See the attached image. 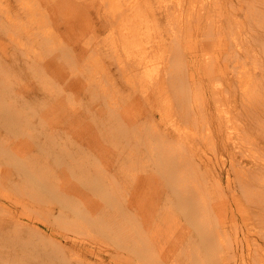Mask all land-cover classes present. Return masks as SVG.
Listing matches in <instances>:
<instances>
[{"label":"rangeland","instance_id":"374dc122","mask_svg":"<svg viewBox=\"0 0 264 264\" xmlns=\"http://www.w3.org/2000/svg\"><path fill=\"white\" fill-rule=\"evenodd\" d=\"M9 1V5L11 7V9H9V15L16 12L20 13L21 11L18 10V7L15 4L17 0ZM33 1L34 0H31L30 3H33ZM165 1L168 2L171 0ZM208 1L209 0H206L207 3ZM219 1H221V4H223L225 1L228 3L237 2L236 0ZM242 5L243 7H235L236 9L240 10L239 12H237L239 16L237 14L235 17H227V15H225L219 20V22L215 21L213 25H206L208 18H204L200 27L206 26L208 30L204 31L205 36L198 35L197 41L194 38V31L196 29H193L190 34L181 32L175 33L177 27L175 24L172 26V28L174 27V29H171L168 32L163 31L166 27L165 24L169 20L165 19V17L155 15V20H159V24L161 26L160 33L157 36H162V38H164L168 43L173 42L175 44L173 49L171 50L172 53L167 52V56L170 58L171 65L173 66V70L179 69L182 60L183 64H185V69L187 70L188 76L192 74L194 80L192 81L193 85L184 86L181 82L172 81L174 75L170 77L169 70L166 72L161 70L158 71L157 74L153 76L149 80V82L146 83V85L139 86L137 90L132 91V97L136 98L137 101H139L140 105H138L136 101L132 100L131 104L133 109L131 110V114L136 116L137 123L141 124L142 130H145L151 121H153L157 125L159 130L163 131V134H170L172 132V129H175L174 125L179 122L178 117L176 116L177 109L181 105L191 104L184 90L186 89L193 94V92L197 90L198 84L204 86L205 89H207L211 84L207 79L204 68L202 67V63L205 61V59L208 58V56L218 58V62L220 64V73L216 68L215 77L217 79H222V77H224L225 75H227L228 78L232 77L233 69L236 66L234 61L235 48L233 46V37H235L234 34L236 25L233 21V18L238 21L239 27L241 28L242 32H244L243 42L238 43L237 50H239L240 53H243L245 61L246 59L249 60L250 56H254L259 61H264L262 54V47L264 45L258 44L259 41L256 44L252 43V39L258 38L259 34L264 31V23L253 21L250 18L246 17L245 14L248 13V8H251V5L250 3L246 2H242ZM43 7L45 8V16L50 18L52 13L50 2H45V4H43ZM208 7L209 6H207V8ZM226 7L229 8V4H227ZM257 8L259 9V7ZM211 15L213 16V14ZM75 16L78 19L75 20ZM4 17H6L5 14H3V16L1 17V21L2 26H4L5 28L0 27V97L1 99H4L6 101L7 105H9L8 108L5 109L7 114L6 120H8L9 117L12 116L16 118L13 121L12 125L8 127L6 123L7 121L5 122V120L0 117V126H2L1 134L3 135V138L5 137L7 145L11 146L14 150L24 149L23 153L27 156V159L30 158L29 155H32V153H36V151L32 152L33 148L38 149L39 157L42 158L43 165H45L44 167L46 169L51 168L49 172L53 176V178L50 179V183L47 182L48 186H40V190L38 191L39 193L34 194V196L30 195L31 191L25 188V184L19 186V191H10L9 186H0V205H3L6 208L17 212L20 216L19 218L23 219V222L32 224L39 232H42V234L38 237V241H40L39 244L35 242L31 245H29V243H27V245L22 244L20 248L13 244L10 241V238L4 237V240L0 242V250L2 251V255L6 257L9 254H14L16 252H25V250H27L28 248H30L31 252L54 251V249H58V244L52 237L54 234H64L68 236H71L73 234L78 237L79 242L83 243L84 241H87L84 242L85 246L87 244V248L82 250L80 249L79 252V260L80 258L81 260L83 258L87 263L89 261L98 262L100 260L99 262H104V264H119L120 261H122V264H151V262H153L152 264H155L157 256H164L160 258V261L163 259L164 264H221V262H223L222 264H241L239 262V258L232 257L231 249L229 246V244L234 241V236L231 233L224 234L225 247H223L224 249H222V245L219 247V241L214 240L212 238L213 235L211 234V232L216 227L218 219L222 216H227L229 219V227H227L228 231L232 218L237 224V228L234 230L239 231L243 223L240 224V220H242V218L241 214L238 213V206H236L235 204L233 206H229L230 210L227 209L226 211L224 210L225 207H223L224 214L222 216H220L217 211L214 214L210 213L211 209L206 208L205 218L199 217L198 220L193 224H190L191 219L189 218L188 214L184 212L185 210H178L174 193L181 194L186 190V188L183 187L184 183H182L181 187L176 188L173 187L172 184L181 183L182 177L185 175L183 172V168L169 173L168 175L165 171L166 163L162 160H165L166 155L164 156V154H162L161 152H167L168 146L173 144L169 140L166 141L167 144H164L159 140L157 143L155 142V149L152 153L147 151L145 149V146L140 145L137 150L141 151L139 156L142 157L143 160L139 163H137L138 160L135 161L136 159L134 160L135 162L133 161V163H137V168L133 171L134 174H148L151 177V185L153 186L148 188V191L151 193L148 195L155 199V201L156 199L160 200V198L163 196L164 199L160 200L161 206L166 207V204L169 202L172 207L171 211H174L176 217L179 218L183 225L185 224L184 227L186 228H181V230L178 228L176 236H163V239L167 241L166 246H162L166 243L163 244V242L160 240V242L158 243L153 242L151 248L147 247V242L150 243L153 240L150 236V233L149 235H145L147 234V232L145 228H142V225L144 224H146V226L144 225L145 227L148 226L147 223L142 222L145 221L144 215H141V221L139 219L137 221L135 219L136 217L132 215L130 216L128 212L126 213L129 217H125L123 220L119 219L115 214L114 217H117L118 221L120 222V226L122 225L121 230L119 228L120 226H116L115 224H112L110 222V224L105 228L101 229L100 226H98L96 232L90 230L88 226H85V229L83 228V226H78L77 229L73 231L71 230L72 228H70L69 224L70 222H72V215L59 222L60 217L58 215V210L60 209L61 205L60 203H54L56 202L57 197L61 198L57 186L60 187L61 185L62 189H66L68 186L72 185V181L74 183H78L79 186L82 182L80 178H77V180L73 179L75 176L73 175V170L71 171L72 174H68L66 169H56L55 165L60 162L64 151L69 155L67 163L69 162V164L72 165L74 161L72 159L69 160V158H71V156H74L75 147H77L78 145H73V143L71 144V142H73V140L76 138H73L75 131V122L66 117L62 118L63 116L56 117L54 121V114L47 117L46 111H49L53 107H57L58 102H62L63 110L72 109V107H74V110H76L78 114L81 115L80 123L91 124L92 127H97V129L103 133L104 138L99 142L100 148L98 150H96L93 145L97 143L98 139L90 138V141H88L79 137L76 138V140H81L82 144L84 143L89 147L88 154L86 155L85 160L80 161L81 167L85 171L89 170L90 174L93 175L94 180L97 181L95 185H97L101 189L108 190V186L112 182H114V180H116V178H118L120 174H124V172H121L120 170V174L115 173L116 167L120 163L121 166H123L126 156L130 155L129 150L127 149L130 148V145H127V142L125 140H123L120 144H118L115 139L108 140V137H110V132L107 130L108 126L106 124V120L109 110H107L106 104L108 102L105 96L106 94L110 93V90L107 86V83H102L101 81H99V79L97 78V72L94 71V69H91L88 66V63H84L85 60H82L80 57H78V53L81 52L82 46L85 47V42L89 43V45L91 46L88 52L92 54L94 53L95 45L102 48L104 47L105 50H103L100 57L104 59L105 66L109 70L114 71L115 63L113 59L111 60L106 58V53L110 54V52L112 51L110 49L111 45L109 44V42H107L106 44V42L103 43L102 41L103 39L110 36L112 28L108 27V29H105L103 31L95 29V26L98 25L97 22L99 21V19H96L92 13H89V16L83 15L79 17L73 13V15H71V18L74 19L71 20H74V22L70 29L64 28L69 27L70 25H63L62 21H56L57 17L50 18L49 21L48 19H46L45 24H48L49 22V25L52 26V28H50V31L48 32H46L47 26L45 25L46 27H43V22L38 21L36 18L31 22H27V20L21 13L15 19V21H12V17L7 19H5ZM53 21L57 22L60 28H57L52 23ZM184 21L186 22V20ZM28 23H32L33 28H25L24 26ZM28 30H31L32 36L34 35V33H37L38 38L35 44L28 43ZM57 31L58 34L56 35ZM80 34L82 35V42L80 43V45L77 46L74 43L69 45L66 51L67 54L65 53L64 71L72 73L74 76H72L71 78H67L66 80L56 77L54 78V80L53 78H50L51 74L48 73L49 76L46 75L45 77L48 80L47 85L49 86V89H45L43 87V85L45 84L43 82V79L40 78L41 81H38L37 75L36 77L31 75L35 72L31 70H25L24 64V72H27V74L31 76L21 74L22 76H18L17 81H15L14 75L8 76V68L2 64H9V66L12 67L10 64V61L12 59L14 60L16 57L20 59L22 58V56H24L19 55L20 45L22 43L25 46L28 43L33 48L34 52H37L41 55V60H51L53 58V53H48V46H52L55 50H60L64 41L68 42L70 38V40L74 42V36H78ZM42 35H47L48 40L42 42L46 39ZM183 37H185V39ZM201 38H204V40H201ZM247 38H249L250 40V46L246 44ZM210 39L212 40L211 42ZM193 40L197 43V45H193L191 43ZM227 48L230 49L231 54L226 53ZM69 51L73 53L72 56L70 55ZM25 52L29 56L33 55L31 48H26ZM210 53L212 55H209ZM74 57H77V60H75ZM178 59H180L179 64L177 63ZM91 60L94 61V58L92 56ZM112 62L114 64H112ZM15 66H17V63L15 64ZM32 68L39 71V68L43 67L33 65ZM83 70H86L85 75H82ZM39 72H41V70ZM178 72L179 71L172 72V74H176ZM118 76L119 73H116L115 79L118 80L116 83H119V81L121 80L118 79ZM86 77L89 78L88 83L86 84V89H83L79 92V81H81V78ZM70 80H78L75 82V84H78L74 87L75 89L73 87H69L71 84H69L67 81ZM231 85H233V87L231 86V90L233 91V77L231 80ZM40 86L42 90H36V88H40ZM123 89L124 90L120 93V96L127 98L129 96V89L126 85L125 87L123 86ZM79 93L82 99L79 98ZM207 95L209 97L208 92ZM226 99H228V101H231V103L227 105H221L220 108H224L225 111H232L233 109H235V106L237 108L239 107L240 99L238 97H229ZM15 103H23L27 106V108L23 110L21 105V114H19V112L14 110V106L16 105ZM109 103H111V106H114L115 109H120L116 97ZM207 107V114L202 115L204 122H201L199 124V129H202L205 134L209 133V136L200 137V139L198 140L199 144L198 146H195L197 149L196 158L200 159V161H202V164H207L208 170L206 171V173L211 170L213 173L215 172L221 177L222 185L219 191L208 196L213 201V203L218 204L221 201L226 202L229 199H232V197H239V202L242 205V212L245 218V225L248 229V232L240 235L241 240L245 241L248 244V246H245L242 251V254L247 259L252 256L253 252L255 253L253 249L254 247H256L258 251L264 253V168L261 169V172L263 173H261L257 177H254L252 179L248 178L244 181L241 179V175L245 176L246 169L251 165L250 155L251 157L259 156L264 159V130L262 131L261 127H259L260 124L264 125V106L262 109L249 116V118L247 117L248 127L246 128V130H244V139L241 141H244V143L248 144L249 147L244 145V148L246 150H241V152L237 151L239 149H235L232 144L227 143L226 146L222 145L218 137L224 134L226 126H224L219 121L218 116L216 115L218 111L217 107L212 103L211 107L209 105H207ZM163 108L167 112L166 115L162 114ZM101 109L104 112L103 116H100V113L102 112H100ZM239 111L240 112L237 114V116L240 118V121L244 123L241 115L243 107L241 108L240 106ZM51 112L53 111L51 110ZM51 117H53L52 121L49 120ZM124 120L127 123L126 116ZM19 123H22V125L25 126L26 129H28L29 136L27 134L24 136H21V134H19L20 130L17 129ZM70 125H73L74 129H70ZM54 126L56 127L54 128ZM125 131L127 132V130ZM26 139L34 140L36 142L35 145L27 147L23 146V143ZM212 140L216 141V146L213 149L210 147V143L212 142ZM173 142H175V140ZM7 145H4L3 148L6 149ZM118 147H121L122 150ZM189 147L191 146L189 145ZM3 148L0 147V177L2 173L6 174L5 171L8 169L10 171L9 176L11 178H9L7 182L9 183L14 180V183L16 184V179H20L18 184L22 183L21 176H18V174H15L14 172L16 171V169H21L23 164L18 160H16L15 162H7V153H5L6 151H3ZM229 148L233 149V152L230 154L228 151ZM108 152L110 154H108ZM156 152L158 153L156 154ZM231 154H234L236 156V159L238 161H241V165L244 166V170H242L238 176L234 173L232 164L229 161L231 158ZM76 156L79 157V154H77ZM118 159L119 163H117ZM110 161L113 163H111L113 168L109 170ZM222 161L224 162V164H222L223 166L220 167ZM141 164L143 165L144 170L140 169ZM199 166L200 163L198 164V167ZM206 173L205 177L207 178L209 177V175H207ZM66 178L70 179V181L67 182ZM161 184H168L169 191L166 193H161L158 196L157 194H154V191L155 187H157L158 189L162 188ZM91 187L92 183L90 184V186L87 185V188ZM121 189L123 188L120 187V190ZM111 191L113 192V189H111ZM4 192H11L16 195V197L9 196L11 198L10 200L3 199L2 197L4 196ZM170 194L173 195L169 196ZM38 195L40 202H33L32 199H34ZM113 195L112 198H114ZM186 195L188 194H183L180 197ZM117 199H119L118 196ZM197 199L204 201V199L201 198ZM180 202L184 203L183 201ZM139 205L145 208L148 207L152 209L153 212L156 210V203H142ZM22 206L24 207L21 208ZM208 206H211V204ZM57 207L58 209H56ZM201 208L202 205H198L199 215L204 212ZM139 211L142 210L139 208ZM8 230L11 231L12 228H9ZM105 232H110L109 236L105 235L107 234ZM197 234H201L202 237L195 238ZM247 235L248 238L244 237ZM165 237L169 238L166 239ZM193 237L195 241H192ZM60 240L61 245L63 246V248L60 247V249L62 250V252H64L66 251V248L64 246L65 243L63 241L64 239L60 238ZM90 240H92V242ZM214 241L215 244L213 245ZM217 243H219L218 249L216 248ZM195 245L198 246L194 249ZM91 249H93V251ZM76 250L77 249H75V251ZM223 250L227 251V254ZM81 251H83V253ZM184 253L187 255H185ZM183 254L185 255V257H183ZM190 254H192V257L190 256ZM52 255L53 254L48 255V257ZM195 255L198 258H193V256ZM140 256L143 258H141ZM199 257H201V259ZM140 258H145V262L144 260H140V262ZM154 258L155 260L152 261ZM232 258L234 260H232ZM221 259L222 261L219 262ZM118 260L119 262H117ZM190 260H193V263ZM44 264L46 263L44 262Z\"/></svg>","mask_w":264,"mask_h":264},{"label":"bare ground","instance_id":"6f19581e","mask_svg":"<svg viewBox=\"0 0 264 264\" xmlns=\"http://www.w3.org/2000/svg\"><path fill=\"white\" fill-rule=\"evenodd\" d=\"M30 1L31 0H17L15 4L18 7V10L21 11L20 13L27 20V22H31L35 18L38 21H42V26H47L46 32L50 31V28H52V26L49 25V22L48 24H45L46 19H48L49 21L50 18L56 17V21H62L63 25H70L69 27H64L65 29H70L74 22V20L71 19H78L76 16L74 18H71V15H73V13L78 17L83 15L89 16V13H92L96 19H99V21L97 22L98 25L95 26V29H98L99 31L108 29V27L112 28L110 36L103 39L102 41L103 43L106 42V44L107 42H109V44L111 45L110 49L112 51L110 52V54L106 53V58L111 60L113 59L115 63L114 71L109 70L105 66L104 59L100 57L103 50H105L104 47L102 48L95 45L94 53L92 54L88 52L91 46L89 45V43L85 42V47L82 46L81 52L78 53V57H80L82 60H85L84 63H88V66L97 72V78L99 79V81H101L102 83H107V86L109 87L110 93L106 94L105 96L108 102L106 104L107 110H109L106 120V124L108 126L107 130L110 132V137H108V140L115 139L118 144L125 140L127 142V145H130V148H127L130 152V155L126 156L124 165L121 166L120 163L116 167L115 173L120 174V170L121 172H124V174H120V176L108 186V190H103L95 185L97 181L94 180V177L92 174H90L89 170L85 171L82 169L80 161L85 160L86 155L88 154L89 147L84 143L82 144L81 140H76L77 137L88 141H90V138L98 139L97 143L93 144L96 150H98L100 148L99 142L104 138L103 133L99 131L97 127H92L91 124L80 123L81 115H79L78 112L74 110V107H72V109L63 110L62 102H58L57 107H53L49 111H46L47 117L54 114V121L56 117L63 116L62 118L66 117L75 122V131L73 138H76L73 140V142H70L71 144L73 143V145H78L77 147H75L74 156H71V158H69V160L72 159L74 161L72 165H70L69 162L67 163L69 155L65 151L63 152L60 162L55 165L56 169H66L68 174H72L71 171L73 170V175H75L73 179L77 180V178H80L82 182L79 186L78 183H74L72 181V185L68 186L66 189H62L61 185L60 187L57 186L61 198L57 197L56 202L54 203H60L61 205L60 209L58 210V215L60 217L59 222L72 215V222L69 223L70 228H72L71 230L75 231L78 226H83L84 229L85 226H88L90 230L96 232L98 226H100V228L102 229L107 227L110 222L112 224H115L116 226H120L118 218L121 220H123L125 217L128 218L129 216L126 212H128L130 216L132 215L136 217L135 219L137 221L138 219L141 221V215H144L145 221L142 222L147 223L148 226L145 227L146 224H144L145 226L142 225V228H145L147 232V234L145 235H149L150 233V236L153 240L150 243L146 241L148 243H146L148 245L147 247L151 248L153 242L158 243L160 242V240L163 242V244L166 243L162 246H166L167 241L163 239V236H176L178 228L180 230L181 228H186L184 227L185 224L183 225L179 218L176 217L174 211H171L172 207L169 202L166 204V207L161 206L160 200L164 199L163 196L160 198V200L156 199L155 201V199L148 195L151 194L148 191V188L153 186L151 185V177L148 174H134L133 171L137 168L136 164L143 160V158L139 156L141 151L137 150L140 145L145 146V149L152 153L155 149V142L157 143L159 140L162 143L167 144L166 141L169 140L173 144L168 146L167 152H161L162 154H164V156L166 155L165 160H162L166 163L165 171L168 175L169 173L183 168V172L185 175L182 177L181 183L172 184L173 187L176 188L181 187L182 183H184L183 187L186 188V190L181 194L174 193L178 210H185L184 212H186L191 219L190 224H193L198 220L199 217L205 218L206 208L211 209L210 213L214 214L217 211L219 215L222 216L224 214L223 207H225L224 210L226 211L227 209L230 210L229 206H233L235 204L236 206H238V213L241 214L242 220H240V224L243 223V225L241 226L239 231L234 230L237 228V224L232 218L228 231V217L222 216L221 218H219L215 229L211 232V234L213 235L212 238L219 241L220 243V245L219 243H217V247L216 245L215 247L218 249L222 245V249H224V234L231 233L234 236V241L229 244L232 257L239 258V262L241 264H264V253L258 251L256 247L253 248L255 253L253 252L251 257L246 259L242 254L243 249L245 248V246H248V244L245 241L241 240L240 235L248 232V229L245 225V218L242 212V205L239 202V197L235 196L226 202L221 201L218 204L213 203V201L208 196L219 191L222 185L221 177L217 175V173H213L211 170L206 173V171L208 170L207 164H202V161L196 158L197 149L195 146H198V140L200 139V137L209 136V133L205 134L202 129H199V124L201 122H204L202 115L207 114V105L211 107L212 103L217 107L218 111L216 115L218 116L219 121L224 126H226L224 134L218 137L219 141L223 146H226L227 143L232 144L234 148H238L239 150L237 151L240 152L241 150H246L244 148V145L249 147L248 144H245L244 141H241L244 139L243 132L248 127L247 117L249 118V116L259 111L264 106V61H259L254 56H250V61L248 59H246L245 61L243 53H240V51L237 50L238 43L243 42L244 34V32H242L241 28L239 27L238 21L233 18V21L236 25L234 34L235 37H233V46L235 48L234 61L236 64L233 69L232 75V77L234 78L233 91L231 90V86L233 87V85H231L232 77L228 78V76L225 75L224 77H222V79H217L215 77L216 68L220 73V64L218 62V58L208 56V58L205 59V61L202 63V67L204 68L207 79L211 84L207 89H205L201 84H198L197 90H195L193 94L186 89L184 90L191 104L181 105L177 109L176 116L178 117L179 122L174 125L175 129H172V132L170 134H163V131L159 130L157 125L153 121L149 123L145 130H142L141 124L137 123L136 116L131 114V110L133 109L131 104L132 100L136 101V103L140 105L139 101H137L136 98L132 97L131 92L137 90L139 86L146 85V83L149 82V80L153 76H155L158 71L162 70L166 72L169 70L170 77L174 75L172 78L173 82H181L184 86L193 85L192 81L194 80V78L192 74L188 76L187 70L185 69V64H183L182 60L179 69L173 70L171 60L167 56V54L172 53L171 50L173 49L175 44L173 42L168 43L164 38H162V36H157L160 33L161 26L159 24L160 21L155 20V15L165 17V19L169 20L165 24L167 28L165 27L163 31L168 32L169 30L174 29V27L172 28V26L175 24L177 26L175 33L181 32L190 34L193 29H196L194 31V38L197 41V36H205L204 31L208 30L206 26L200 27L204 18H208L206 25H213L215 21L219 22V20L225 15H227V17H235L237 12L240 11L235 7H243L242 2L250 3L251 5V8H248V13L245 14L246 17L250 18L253 21L264 23V0H236V3H228L225 1L223 4H221V1L219 0H209L208 3L206 2V0H171L168 2L165 0H34L33 3H30ZM9 2V0H0V27L2 28H5L4 26H2L1 21V17L3 16V14L6 15V17H4L5 19L12 17V21H15V19L20 15V13L18 12L9 15V9H11ZM45 2H50L51 4L52 13L50 18L45 16V8L43 7V4H45ZM227 4H229V8L226 7ZM207 6L209 7L207 8ZM257 7H259V9ZM211 14H213V16ZM237 15L239 16V14ZM184 20H186V22ZM52 23L57 28H60L57 22L53 21ZM24 27L33 28V24L28 23ZM57 34L58 31L56 32V35ZM42 36L46 38L42 42L48 40L47 35ZM37 38V33H34V35L32 36L31 30H28V43L35 44ZM183 38L185 39V37ZM201 40H204V38H201ZM211 41L212 40L210 39V42ZM258 41V44L264 45V31L259 34L258 38L252 39L253 44H256ZM81 42L82 35L80 34L78 36H74V42L71 41L70 38L68 42L64 41L60 50H55L52 46H48V53H53V58L51 60H41V55L37 52H34L33 48L28 43L26 46L22 43L20 45L19 55L24 56H22V58L20 59L17 57L14 60L12 59L10 61L12 67H10L9 64H2L8 68V76H15V81L18 80V76H22L21 74L27 76L33 75L34 77H36L37 75L38 81H41V79H43V82L45 83L43 87L45 89H49V86L47 85L48 80L45 77L46 75H48V73L51 74L50 78L53 79L59 77L60 79L62 78L66 80L67 78H71L72 76H74L72 73L64 71L65 53L69 45L74 43L78 46ZM191 43L193 45H197L194 40ZM246 44L250 46L249 38H247ZM26 48H31L33 55L29 56L25 52ZM262 48V54L264 58V46ZM69 52L72 56L73 53L71 51ZM226 53L231 54L229 48H227ZM209 55L212 54L210 53ZM91 56L94 58V61L91 60ZM74 59L77 60V57H74ZM179 62L180 59H178L177 63L179 64ZM16 63L17 66H15ZM114 63L112 62V64ZM23 64L25 66V70H31L35 73L29 75L27 74V72H24L25 70H23ZM33 65L43 67L39 68L41 72H39L40 70L37 71L33 69ZM85 71L86 70L82 71V75H85ZM176 71L179 72L176 74H172V72ZM116 73H119L118 79H121L119 83H116L118 81L115 79ZM39 74L44 77H41ZM80 80L79 92L83 89H86V84L88 83L89 78H81ZM76 81L78 80L67 81L69 84H71L69 87L74 88L76 85H78L75 84ZM125 85L129 89V96L127 98L120 96V93L124 90L123 86L125 87ZM39 89H41V86L40 88H36V90ZM207 92L209 93V97L207 95ZM78 96L82 99L80 93L78 94ZM115 97L118 100V106L120 107V109H115V107L111 106V103H109ZM229 97H238L240 99V104L238 108L234 105L235 109H233L232 111H225V109L220 108V106L231 103V101H228V99H226ZM107 98L110 100H108ZM15 104L16 105L14 106V110L19 112V114H21V105L23 110L27 108V106L23 103ZM8 106L9 105H7L6 101L4 99H1L0 97V117H2L5 122L7 121L6 123L9 127L12 125L16 117L12 116L9 117L8 120H6L7 114L5 109L8 108ZM240 106L241 108L243 107L241 115L244 123H242L240 121V118L237 116V114L240 112ZM51 110L53 112H51ZM101 111L102 109L100 110V112ZM166 113V110L163 108L162 114L166 115ZM103 115L104 112L102 111L100 113V116ZM125 116L127 117V123L124 120ZM53 117H51L49 120L52 121ZM55 127L56 126H54V128ZM259 127H261L262 131L264 130V125L260 124ZM1 128L2 126H0V147L3 148V146L7 145V143L5 141V137L3 138V135L1 134ZM17 129L20 130L19 134H21V136H24L26 134L29 136L28 129H26V127L23 126L22 123L18 124ZM70 129H74V126L70 125ZM125 130H127V132ZM174 140L175 142H173ZM35 143L36 142L32 139H26L23 143V146H33L35 145ZM189 145L191 147H189ZM215 146L216 141L212 140V142L210 143V147L213 149L215 148ZM118 148L122 150L121 147ZM3 151H6L5 153H7V162H15L16 160H18L23 164L21 169H16V171L14 172L15 174H18V176H21L22 183L18 184L20 179H16V184L14 183V180L8 183L7 181L11 177L9 176L10 171L7 169L5 171L6 174L2 173L0 177V186H9L10 191H19V186L25 184V188L31 191L30 195L34 196V194L39 193L38 191L40 190V186H48V183L51 182L50 179L53 178V176L49 172L51 168L46 169L44 167L45 165H43L42 158L39 157L38 149H32V152L36 151V153H32V155H29V159H27V156L23 153L24 149L14 150L11 146L7 145L6 149L3 148ZM228 151L230 154L233 152V149L229 148ZM157 153L158 152H156V154ZM77 154H79V157L76 156ZM108 154L110 153L108 152ZM134 160H138L136 164L133 163ZM223 161L221 162L220 167L223 166ZM229 161L232 164L234 173L238 176L239 173L244 170V166L241 165L242 162L238 161L234 154H231V158ZM250 161L251 165L246 169L245 176L241 175V179L243 181L248 178L252 179L263 173L261 172V169L264 168L263 158L259 156L251 157L250 155ZM111 163L112 162L110 161L109 170L113 168ZM117 163H119V159L117 160ZM199 163L200 166L198 167ZM140 169L144 170L142 164L140 166ZM205 173L209 175V177L206 178ZM66 181L69 182L70 179L66 178ZM91 183L92 187L87 188V185L90 186ZM161 186L162 188L160 189L155 187L154 194H157L159 196V194L169 191L168 184H161ZM120 187L123 189L120 190ZM111 189H113V192L111 191ZM3 194V199L10 200L11 198L9 196L16 197V195L11 192H4ZM183 194L188 195L180 197ZM112 195L114 198H112ZM171 195L173 194H170L169 196ZM117 196L119 199H117ZM197 198L204 199V201L198 200ZM32 201L40 202L39 195L32 199ZM180 201H183L184 203H181ZM142 203H156V210L153 212V210L148 207L145 208L143 206H140L139 204ZM210 204L211 206H208ZM198 205H202L201 209L204 211L200 215L198 214ZM23 207L24 206H22L21 208ZM58 207L56 209H58ZM139 208L142 211H139ZM115 214L118 218L114 217ZM19 217L20 216L17 212L10 210L3 205H0V242L4 240V237H8L10 238V241L19 248L22 246V244L27 245V243H29V245H31L34 242L39 244L40 241H38V237L42 234V232H39L32 224L23 222V219ZM121 227L122 225L119 227L120 230ZM9 228H12V230H8ZM105 233H107L105 235L109 236L110 232ZM60 235L54 234L52 236L53 239L57 242L59 250L54 249V251L50 252H31L30 248H28L27 250H25V252H16L14 254H9L8 256H6L7 258L2 255V251L0 250V264H44V262L46 264H104V262L100 263V260L98 262L89 261L88 263L85 262L83 258L82 260L81 258L79 260L80 249L82 250L87 248V244L85 246L84 243L87 241L81 243L78 241V237L73 234L71 236L64 234ZM197 237H202V235L197 234L195 238ZM244 237L248 238V235ZM60 238L64 239V246L66 248V251L64 252H62V250L60 249V247L63 248ZM165 238L168 239L169 237ZM193 240L195 241L194 237L192 241ZM90 241L92 242V240ZM214 244L215 241L213 245ZM197 246L198 245H195L194 249L197 248ZM75 249L77 250L75 251ZM91 250L93 251V249ZM81 252L83 253V251ZM225 253L227 254V251H225ZM50 254L53 255L48 257V255ZM185 255L183 257H185ZM196 255L193 256V258L197 257ZM190 256L192 257V254H190ZM157 257L155 264H164L163 259L160 261V258L164 256ZM141 258L139 259V261H143L145 259ZM199 258L201 259V257ZM154 260L155 258L152 261ZM232 260L234 259L232 258ZM190 261H192L193 263V260ZM221 261L222 259L219 262ZM117 262H119V260ZM152 263L153 262H151V264ZM222 263L223 262H221V264ZM119 264H122V261H120Z\"/></svg>","mask_w":264,"mask_h":264}]
</instances>
